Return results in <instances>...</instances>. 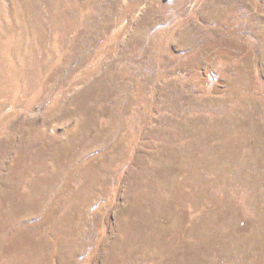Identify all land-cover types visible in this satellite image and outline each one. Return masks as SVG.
I'll return each instance as SVG.
<instances>
[{"label":"rangeland","instance_id":"rangeland-1","mask_svg":"<svg viewBox=\"0 0 264 264\" xmlns=\"http://www.w3.org/2000/svg\"><path fill=\"white\" fill-rule=\"evenodd\" d=\"M0 264H264V0H0Z\"/></svg>","mask_w":264,"mask_h":264}]
</instances>
